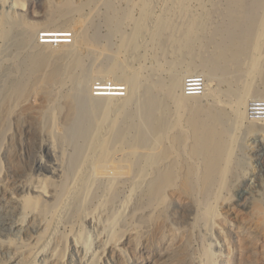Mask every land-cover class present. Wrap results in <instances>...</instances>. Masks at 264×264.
Returning a JSON list of instances; mask_svg holds the SVG:
<instances>
[{"label":"bare ground","instance_id":"bare-ground-1","mask_svg":"<svg viewBox=\"0 0 264 264\" xmlns=\"http://www.w3.org/2000/svg\"><path fill=\"white\" fill-rule=\"evenodd\" d=\"M57 1L54 7L51 0H0V119H7L8 115L18 116L20 122L36 126L39 135L50 136L55 134L56 116L59 115L65 128L56 136L57 142L70 145L74 140H71L69 130L73 128H78L73 132L79 131L78 136L71 131L73 136H80L84 142L75 139L76 144L72 143L76 145L75 154L70 157L72 168L62 179L56 181V168L41 161L39 168L51 176L39 179L36 187L21 189L26 195L15 201L23 204L25 212L13 230L18 233L16 235L24 236L26 247L16 249L14 241L10 240L2 245L6 253H15L14 259L5 264H66L63 255L68 242L61 234L62 225L67 213L68 225L75 222L79 213L78 220L83 217L86 199L107 202L105 214L109 215L112 234L100 239V255L125 258L124 248L128 240L115 237L116 228L122 225L125 209L124 206L119 211L117 207L119 184H131L141 192L137 202V209L142 213L139 221L142 225L150 224V213L159 211L164 202L166 205L171 200L170 195L180 191L193 196L197 190V185L185 177L181 185L177 184L181 178L176 172L179 164V158L174 156L176 152L182 148L186 150L202 171L198 180L203 193L206 198L207 193H213V199L217 198L214 189L226 173L237 128L249 122L253 124L248 128L251 133H264V112H261L264 98L251 96L255 90V75L259 73L264 81V0H257L256 6L253 4L257 7V14L251 20L246 19L247 0L229 1L227 14L234 30L226 31L227 36L222 38L212 58L203 61L207 69V74H202L205 89L192 95H188L186 89L187 80L192 76L180 71L182 61L171 67L169 80L159 78L162 80L159 83L137 75L134 68L133 63L144 57L142 52L159 40L163 31L162 22L153 13L152 0H144L139 19H133L129 14L121 18L116 13L108 17L107 22L115 33L124 23L132 24L133 31L129 35L122 34L120 40L119 50L126 60L108 61L104 75L101 72L96 76L98 85L91 91V75L88 78L81 76H87L83 60L88 54L89 44L99 41L97 36H79L72 26V15L81 13L82 8L91 3L76 5L70 0ZM151 24L157 25L151 32V40L146 42L147 29ZM182 33L179 36L183 37L180 38L183 46L191 50L197 41L195 29L191 27L181 36ZM23 55L26 60H23ZM188 66L190 73L194 66L191 63ZM232 70L241 72L245 81L238 91H229L231 100L223 103L215 94L217 91L212 93L206 82L218 76L219 71L229 73ZM68 81L74 89L65 95L68 101L64 104L54 99L52 88H62ZM204 93V97L214 98V102L206 107L198 103L204 98L201 97ZM182 111L188 112V120L184 123L188 131L184 134L178 132ZM24 118L29 121H24ZM6 122L0 126V135L7 130ZM23 130L15 131V134L28 136ZM129 130L135 131L134 139H131L134 135L129 137ZM45 149L48 157L56 160L54 148L45 144ZM205 201L207 218L210 219L208 198ZM56 209H59L57 215L42 229L37 226L26 228L24 219H30L34 212L48 216ZM135 210L136 204L134 213ZM90 225L98 227L99 224L92 220ZM120 231H123L122 226ZM72 245L74 249L78 246L75 242ZM207 256L211 262V250L207 251ZM97 260L98 256H94L90 264H97Z\"/></svg>","mask_w":264,"mask_h":264},{"label":"rangeland","instance_id":"rangeland-1","mask_svg":"<svg viewBox=\"0 0 264 264\" xmlns=\"http://www.w3.org/2000/svg\"><path fill=\"white\" fill-rule=\"evenodd\" d=\"M51 1L54 7L58 3L57 0ZM87 1L91 5L82 8L81 13L72 15L74 22L72 26L75 27L79 36L83 34L89 37L97 36L99 41V44H89L88 54L83 60L87 76H81L88 78L91 75L89 80L91 91L97 87L98 79L95 80V78L108 67V61L126 60L124 53L119 50L121 49L120 40L122 34L129 35L133 31L132 24L124 23L120 31L115 33L107 22L108 17L116 13L121 18L129 14L133 19H139L144 0H70L76 5ZM152 1L153 13L162 22L164 32L161 30L159 40H155L146 52H142L143 58L133 63L137 75L146 77L145 79L149 77L147 80L153 81L152 83H159L162 78L163 81H167L170 78L171 67L181 61L184 63H180L181 66H179L182 73L190 74V76L207 74L203 61L210 60L217 46L222 42V38L227 36L228 31L230 33L234 30L227 14L230 0ZM256 3L257 0H247V9L245 6L247 20L253 19V16L257 14ZM156 25L148 26L146 42L151 40V32L155 31ZM191 27L195 29L197 41L196 46L194 44V48L190 50L183 46L184 43L181 40L183 37L181 38L179 34L183 32L181 36L184 35ZM219 31L222 34L221 32L218 34ZM175 36L179 41L175 39ZM213 36L217 38V41L215 37L213 39ZM205 39H208V42ZM200 41H202L201 44ZM80 47L81 45L77 48ZM101 54H105V57ZM25 55L23 60H26ZM104 60L106 64H103ZM185 62H190L194 66L190 73L187 68L190 63L185 64ZM8 64L9 62L6 63L7 66ZM156 69L159 71L156 72ZM77 73L80 75L81 71ZM218 73L219 77L215 75L206 83L211 86V92L217 91L215 94L221 102L227 103L231 100L229 91L241 89L245 78L236 70ZM159 78L161 81L158 80ZM222 78L225 80L223 81ZM232 81L235 82L232 83ZM254 83L255 90L251 96L264 98V81L259 73L255 75ZM73 89V84L68 81L62 88L58 86L52 88V95L54 99L66 104L68 100L65 95ZM256 90L260 92V95ZM205 93L201 97H204ZM207 97L198 100V103L205 107L209 105L208 103L211 105L214 98ZM179 116L182 124L178 132L184 134L188 131L184 124L188 120V112L182 111ZM56 118L55 134L50 136L39 135L36 126L20 122L18 116L8 115L7 119H0V126L7 120V130L0 135V264H5L15 257V253L8 254L2 249V245L7 244L9 240L14 241L16 249L23 250L26 247L24 236L16 235L18 233L13 230V227L20 220L22 221L25 212L23 204L16 202L15 199L26 195L21 189L36 187L39 179L51 176L39 168L40 162L43 161L46 166L56 168L58 174L56 181L62 179L64 174L72 168L70 157L75 154V142L78 139L81 140L80 136L75 137L78 136L79 131H75L76 134L73 136L75 133L73 130L76 128L69 130V135L73 137L70 136L71 140L77 139L75 142L72 140L74 144L64 145L57 142L56 136L61 134V129L65 128V125L61 121V116L58 115ZM24 121L29 119L24 118ZM255 125L262 127V125ZM252 126L253 124L245 122L244 126L237 128L233 134V150L226 173L214 189L217 198L212 199L213 193H207L211 207L210 219L207 218L205 201L207 198L198 180L202 171H199L197 164L182 148L174 154L179 158L176 172L181 179L177 180V184L181 185L184 177L195 183L197 190L193 196L176 191L175 195L169 196L171 200L166 205L164 202L160 206L159 211L150 213V224L142 225L139 221L142 213L137 209L141 192L133 188L131 184H119L117 207L119 211H122L124 206L125 209L121 217L122 225L116 228L115 237L128 240V245L124 248L125 258L100 255V239L108 238L112 234L109 215L105 214L108 211L107 202L102 199L96 201L86 199L83 217L78 220L79 213L75 222L68 225L66 220L69 213H67L62 225L61 234L68 242L63 255L66 264H90L94 256H98L97 264H264V133L259 131L251 133L248 128ZM18 130L27 132L28 136L15 134ZM128 134L129 137L134 135L131 139L135 138V131L129 130ZM82 141L81 143H84ZM45 144L54 148L56 160H51L46 149L43 150ZM58 212L59 209H56L48 216L34 212L30 219H24L26 228L37 226L42 229ZM92 220L98 222V227H91ZM121 226L123 231H120ZM35 237L38 236L35 235ZM72 242L78 245L76 249L72 248ZM208 250L212 251L211 262L207 256Z\"/></svg>","mask_w":264,"mask_h":264},{"label":"built area","instance_id":"built-area-1","mask_svg":"<svg viewBox=\"0 0 264 264\" xmlns=\"http://www.w3.org/2000/svg\"><path fill=\"white\" fill-rule=\"evenodd\" d=\"M186 85H187L186 89H187L188 95H192L196 92L200 93L205 89L204 77H202L201 75L192 76V77L188 78ZM262 108H264V107H262ZM261 112H264V109L261 110Z\"/></svg>","mask_w":264,"mask_h":264}]
</instances>
